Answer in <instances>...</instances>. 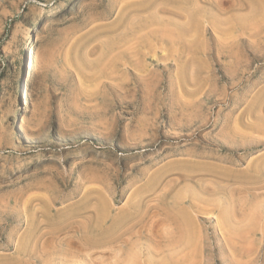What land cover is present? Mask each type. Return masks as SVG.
I'll list each match as a JSON object with an SVG mask.
<instances>
[{"label":"rangeland","instance_id":"obj_1","mask_svg":"<svg viewBox=\"0 0 264 264\" xmlns=\"http://www.w3.org/2000/svg\"><path fill=\"white\" fill-rule=\"evenodd\" d=\"M195 1L0 0V264H264V0Z\"/></svg>","mask_w":264,"mask_h":264},{"label":"bare ground","instance_id":"obj_2","mask_svg":"<svg viewBox=\"0 0 264 264\" xmlns=\"http://www.w3.org/2000/svg\"><path fill=\"white\" fill-rule=\"evenodd\" d=\"M197 1V3H203L205 0H196ZM195 1V2H196ZM168 2V1H167ZM167 2H165V3H167ZM172 2V1H171ZM171 2L169 3L170 5L169 6H171V7H169V6H167V7H163V8H157L156 9V16H159V14H168V15H171V17H173V4L171 5ZM154 10V9H153ZM151 18V17H150ZM157 18H154V19H148V22H144L143 24L145 25V24H147L146 25V28L147 27H150V26H153V24L154 25H158V23H159V20H158V23H157V20H156ZM192 21H193V19H192ZM140 25H138L137 27H139ZM143 26V25H142ZM141 27V26H140ZM140 27H139V29H140ZM142 28H144V27H142ZM146 28H144V29H146ZM144 29H140L141 31H143ZM135 31H136V29H135ZM137 33L139 32L140 33V31L138 30V31H136ZM169 32V31H168ZM167 32V33H168ZM173 32V31H172ZM166 33V34H167ZM165 34V38H166V35ZM168 34H170V35H168V38L171 40L172 39V35H173V33H168ZM153 35H155V33L154 32H151V34H150V36L152 37ZM154 37V36H153ZM153 37H152V39H151V41H153ZM163 37V36H162ZM156 38H158L157 36L154 38V41L153 42H155L156 43V41H158V39H156ZM160 38H161V36H160ZM162 39V38H161ZM156 40V41H155ZM170 40H168V43L170 42ZM173 41V40H172ZM171 43V42H170ZM31 54V53H30ZM31 57V56H30ZM28 62V61H27ZM33 63V62H32ZM30 65V64H29ZM26 66V65H25ZM30 67V66H29ZM32 68V67H31ZM29 69V68H28ZM26 73H27V71H26ZM26 76V75H25ZM31 76V74H30V72H28L27 73V82L29 81V77ZM24 81H25V79H24ZM25 83V82H24ZM26 84V83H25ZM23 104L25 105V99H23ZM257 124H259V125H256L255 126V128L257 129V130H260L261 132H264V107L262 108V110H260L259 111V116L257 117ZM261 124V125H260ZM12 133H14V132H12ZM16 134V133H15ZM236 149V148H235ZM233 152V151H232ZM97 215H98V217H104L105 215H106V212H105V209L103 208V206H99L98 207V212H97ZM105 218V217H104ZM106 220V219H105ZM104 220V221H105ZM67 225V224H66ZM62 226H63V224H62ZM65 227V226H64ZM69 227H71V226H69ZM69 227H67V228H69ZM74 226L72 225V228H73ZM61 229H62V227H60ZM66 228V229H67ZM60 229V230H61ZM65 229H62V232L61 231H58V232H50V233H47L48 234V236H50V240H52L53 242H56L57 240H59V236H61L62 234H63V231H64ZM71 231V230H70ZM47 232H49V231H47ZM46 233V232H45ZM64 236V235H63ZM54 237V238H53ZM56 237V238H55ZM48 238V237H47ZM72 239V238H71ZM66 241L68 240V239H65ZM69 241V240H68ZM61 242V240H59V243ZM72 242V241H71ZM44 243V242H43ZM74 243H76L75 241H74ZM57 245V244H56ZM68 245V244H67ZM68 248V247H67ZM54 249V248H53ZM56 250V249H55ZM66 251V250H65ZM69 251L67 250V252L66 253H68ZM74 252V251H73ZM65 253V254H66ZM75 253V252H74Z\"/></svg>","mask_w":264,"mask_h":264}]
</instances>
